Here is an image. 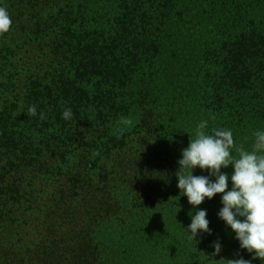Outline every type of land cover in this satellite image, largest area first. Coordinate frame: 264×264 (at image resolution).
I'll return each instance as SVG.
<instances>
[{"label":"trees","instance_id":"obj_1","mask_svg":"<svg viewBox=\"0 0 264 264\" xmlns=\"http://www.w3.org/2000/svg\"><path fill=\"white\" fill-rule=\"evenodd\" d=\"M49 1L53 12L38 8L39 0H0L13 21L0 34V264H105L111 255L121 261L125 244L144 246V215L179 208L170 194L178 161L160 153L168 146L150 130L133 132L153 125L157 103L142 76V87L135 86V73L149 75L173 24L198 12L192 14L193 0H122L119 11L89 18ZM226 1L196 6L212 5L211 30L226 36L216 46L223 83L227 92L242 93L264 75V29L247 0H240L232 21L216 17ZM27 19V39L47 38L45 58L21 52ZM32 105L36 116L27 113ZM65 108L72 119L62 118ZM121 117L138 120L124 126ZM62 170L66 178L57 186L53 176ZM175 214L181 226L190 218L185 210ZM221 219L217 214L212 231L198 230L195 238L179 230L168 236L193 254L192 241L227 244L236 233Z\"/></svg>","mask_w":264,"mask_h":264},{"label":"rangeland","instance_id":"obj_2","mask_svg":"<svg viewBox=\"0 0 264 264\" xmlns=\"http://www.w3.org/2000/svg\"><path fill=\"white\" fill-rule=\"evenodd\" d=\"M39 1L40 3H35L38 8L53 12L54 4L52 2L49 0ZM70 1L75 7H66L64 0L60 1L59 6L62 10L66 9L67 12L81 11L83 17L89 16V18L93 17V14L96 16H100L102 13L104 16L111 15L119 11L122 4V0ZM141 1L146 2L145 0ZM247 1L249 6L244 5L248 6L251 14L258 15V19L256 18L257 27L264 29V8L262 10L264 0ZM193 2L195 6H192L194 8L192 14L198 12L197 16L192 15L184 18L183 24H173L169 30L173 35L170 41H166L165 47L157 56L153 71L145 76L142 74L143 70H138L134 79L136 87L138 85L142 87L141 76L146 80L147 88L157 103L152 106L155 118L150 124L153 123V125L144 131L137 128L133 132L139 136L148 134L150 130L155 140L158 142L163 140L166 142L164 144L168 146V148L162 147L160 153L166 155L168 153L176 161L182 159L183 149L189 146L191 139H195V129L202 120L208 121V127L205 129L208 133H211L213 128L232 130L236 146H243L245 150L249 151L252 150L255 143L254 132L264 131V75L261 79L252 81L249 84L250 87L242 93L227 92L226 85L222 80L220 49L217 48L220 41L226 36L220 32L219 36H215L211 30L213 25L207 12L212 9V5L196 6L199 4V0H193ZM240 3H242L240 0L221 2L217 5L218 14L216 17L221 16L223 22L232 21L234 11L239 8ZM202 7L206 8V15L199 16L203 13L200 10ZM179 8L180 6H178ZM27 20L28 22L22 29L25 35L21 41V44L24 43L21 52L25 51L28 54L34 50L40 58H45L47 38L27 39L31 28V21ZM207 47L209 49H205ZM135 97L136 94H134ZM213 117L215 119H212ZM130 118L133 122L138 120L136 117ZM57 130L60 132V129ZM234 154L238 155V153ZM122 160L119 158L118 162ZM174 166L178 168V172L181 165L175 163ZM221 173H226L229 176L227 190H231L233 187L231 175L234 173V165L222 167ZM193 175L207 176L212 182L217 179L211 174L210 169H202L199 166L193 169ZM176 177L178 180L177 173ZM53 178L56 180L55 185L58 186L66 176L62 170ZM47 179L52 180L50 177ZM52 190L54 189L52 188ZM181 191L177 186L170 193L171 200L176 201V203H172V206L179 208L171 210L168 207L164 212L159 211L153 215L152 218H145L146 215H144V220L147 222L142 228L144 230L142 234L146 237L143 241L144 246L125 244L124 246L128 247V251L124 254L126 257L119 261L118 256L111 255L106 258L105 264H229V260L240 258L251 261V264H264V260L256 257L254 251L249 252L246 248H241V242L236 236L225 240L227 244H221V251L215 255H213L215 253L214 243L199 244L198 242L194 245H192L193 241L188 243L191 244L190 248L196 246L194 254L188 252L186 246L184 248L179 244H174L168 235L173 236L174 232L178 230L190 232L188 226L192 223V216L198 210H206V218L209 220V224H213L212 219L224 207L223 193H217L211 201L206 199L207 201L204 200L202 204L194 206L189 203L188 197ZM209 208H212L211 214L208 212ZM183 210L190 218L187 219V223L181 226L179 223L183 221L175 213H183ZM30 217L32 220L33 216ZM238 218L241 219V217ZM41 221L37 219V222ZM221 221L223 222V219ZM221 221L219 220V222ZM32 223V228H34L36 222L32 221ZM219 224L222 225V223ZM210 230L212 231V228ZM123 240L125 239L121 241ZM121 246L123 247V245Z\"/></svg>","mask_w":264,"mask_h":264},{"label":"clouds","instance_id":"obj_3","mask_svg":"<svg viewBox=\"0 0 264 264\" xmlns=\"http://www.w3.org/2000/svg\"><path fill=\"white\" fill-rule=\"evenodd\" d=\"M12 23L7 8L0 6V34L8 32ZM27 113L29 116H36L37 106H30ZM39 115L42 120L46 118L43 112ZM72 117V109L65 108L62 118L70 120ZM119 123L131 126L133 121L130 117H121ZM207 127V120L200 121L195 129V139H191L189 146L183 149L182 159L178 161L181 167L177 172V186L194 206L202 204L206 197L210 199L217 193H223L224 207L219 212L220 218L236 233L241 248L254 251L256 257L264 260V131L254 132L255 143L249 151L243 146H236L232 130L213 128L208 133L205 131ZM123 131L124 128H121V134ZM229 165H234L231 190H227L229 176L221 173V168ZM196 166L210 169L211 174L216 176V181L212 182L207 176L193 175ZM206 217L207 211L203 209L192 216L188 229L194 238L198 230L210 233ZM214 247L213 255L221 251V244L215 242ZM229 264H251V261L240 258L229 260Z\"/></svg>","mask_w":264,"mask_h":264}]
</instances>
